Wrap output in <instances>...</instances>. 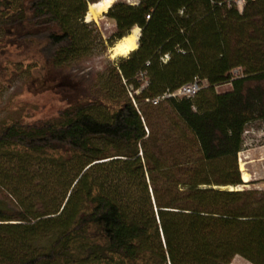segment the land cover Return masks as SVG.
I'll use <instances>...</instances> for the list:
<instances>
[{
    "label": "trees",
    "instance_id": "obj_1",
    "mask_svg": "<svg viewBox=\"0 0 264 264\" xmlns=\"http://www.w3.org/2000/svg\"><path fill=\"white\" fill-rule=\"evenodd\" d=\"M98 1L0 0V41L70 64L104 43L85 21ZM105 16L108 42L140 35L103 97L0 124V264H264V190L222 188L245 183L237 154L264 123V0H116ZM194 78L193 97L152 103Z\"/></svg>",
    "mask_w": 264,
    "mask_h": 264
},
{
    "label": "rangeland",
    "instance_id": "obj_2",
    "mask_svg": "<svg viewBox=\"0 0 264 264\" xmlns=\"http://www.w3.org/2000/svg\"><path fill=\"white\" fill-rule=\"evenodd\" d=\"M114 1L116 0L112 3ZM123 1L136 3L137 0ZM106 12L90 20L95 23L92 28L95 32L97 30L104 43L94 41L89 56L65 66L42 69V62L31 49L23 50V47L17 48L6 45L4 40L0 41V124L11 120L31 121L41 114L55 115L58 109L79 98L103 97L102 85L107 81L109 67L115 64L117 57L125 56L114 55L113 48L118 40L108 42V38L115 31V25L105 16ZM138 29L140 31L139 27ZM15 62L19 63L14 64ZM138 78L143 85L146 84L145 77L139 75ZM229 89V83L215 87L218 92ZM243 137L237 159L240 168L242 165L249 173L250 181L236 187L222 188L264 190V162L255 164L251 161L254 156L264 159V123L259 119L252 120L246 126ZM241 172L243 179L242 169ZM230 264L254 263L237 255Z\"/></svg>",
    "mask_w": 264,
    "mask_h": 264
},
{
    "label": "bare ground",
    "instance_id": "obj_3",
    "mask_svg": "<svg viewBox=\"0 0 264 264\" xmlns=\"http://www.w3.org/2000/svg\"><path fill=\"white\" fill-rule=\"evenodd\" d=\"M112 1L113 0H99L96 3H91L89 5V9L86 15V21L95 19L101 13L107 11ZM139 34H140V31L138 27H135L132 29L131 33H129L122 39H119L113 48L114 53H115L114 55H123V54L126 55L127 53L135 49L137 46V40H138ZM241 169L243 170V180L245 182H249L250 181L249 173L245 169H243L242 165H241Z\"/></svg>",
    "mask_w": 264,
    "mask_h": 264
},
{
    "label": "built area",
    "instance_id": "obj_4",
    "mask_svg": "<svg viewBox=\"0 0 264 264\" xmlns=\"http://www.w3.org/2000/svg\"><path fill=\"white\" fill-rule=\"evenodd\" d=\"M244 0H236V3L241 6L243 4ZM168 58L167 54H165L163 57H161V60L163 62L166 61ZM206 82L204 80H200L198 78H194L193 81L184 84L180 86L179 88L175 89L174 91L171 92H165L163 95H160L154 99H152V103H157L159 100L165 98V97H193L199 90L202 88V86Z\"/></svg>",
    "mask_w": 264,
    "mask_h": 264
},
{
    "label": "crops",
    "instance_id": "obj_5",
    "mask_svg": "<svg viewBox=\"0 0 264 264\" xmlns=\"http://www.w3.org/2000/svg\"><path fill=\"white\" fill-rule=\"evenodd\" d=\"M263 157H264V155H263ZM262 157V158H263ZM260 160V161H259ZM252 162H255V164L257 163V162H264V159H259V157L258 156H254V157H252V160H251ZM247 165V164H246Z\"/></svg>",
    "mask_w": 264,
    "mask_h": 264
},
{
    "label": "water",
    "instance_id": "obj_6",
    "mask_svg": "<svg viewBox=\"0 0 264 264\" xmlns=\"http://www.w3.org/2000/svg\"><path fill=\"white\" fill-rule=\"evenodd\" d=\"M105 12H106V11H105ZM139 35H140V34H139ZM138 38H139V37H138ZM137 46H138V40H137ZM137 46H136V47H137ZM243 181H244V180H243ZM244 182H245V181H244Z\"/></svg>",
    "mask_w": 264,
    "mask_h": 264
}]
</instances>
